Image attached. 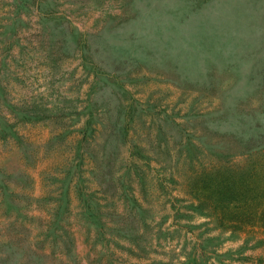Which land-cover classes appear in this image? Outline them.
I'll return each mask as SVG.
<instances>
[{"label":"rangeland","instance_id":"374dc122","mask_svg":"<svg viewBox=\"0 0 264 264\" xmlns=\"http://www.w3.org/2000/svg\"><path fill=\"white\" fill-rule=\"evenodd\" d=\"M197 196L264 200V0H0V264L260 254Z\"/></svg>","mask_w":264,"mask_h":264},{"label":"trees","instance_id":"16d2710c","mask_svg":"<svg viewBox=\"0 0 264 264\" xmlns=\"http://www.w3.org/2000/svg\"><path fill=\"white\" fill-rule=\"evenodd\" d=\"M197 204H191L190 207L197 209L202 215L209 218V222H215L216 228L220 230L231 231V237L239 236L241 233H246L256 228L263 229L264 231V200H258L256 202L243 203L237 200L224 203L222 200L206 201L200 196L196 197ZM135 210V208H133ZM241 214V218H239ZM129 215V214H128ZM131 216V213H130ZM254 244H258L262 251L260 254H244L242 250L238 249L234 251V254H238L237 257L233 256V251L225 253L230 257V261H244L246 264H264V237L254 238ZM195 250L191 255L184 257V259H178V264H229L228 258L222 260H212L213 254L206 249L203 240L196 239ZM249 244V242H248ZM215 253L216 257L224 256ZM141 264V263H140ZM143 264V263H142ZM147 264V263H146ZM149 264H167L163 261H155Z\"/></svg>","mask_w":264,"mask_h":264}]
</instances>
